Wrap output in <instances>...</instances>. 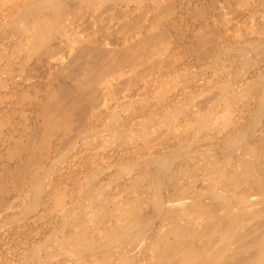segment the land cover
I'll use <instances>...</instances> for the list:
<instances>
[{
    "label": "bare ground",
    "instance_id": "obj_1",
    "mask_svg": "<svg viewBox=\"0 0 264 264\" xmlns=\"http://www.w3.org/2000/svg\"><path fill=\"white\" fill-rule=\"evenodd\" d=\"M72 1L19 0L17 4H11L9 6L11 8L6 7V12V8H3V10L5 9L3 12L0 11V28L4 27L2 29H5V34H8V37L5 36L7 39L3 37V41H0V91L5 89L6 92L4 93L16 92L20 97H25L29 94L28 92H36L34 87L41 86L42 81L34 84L28 82L26 77L20 74L18 69L22 70L23 67L15 68L13 66L14 56L12 57V55L18 51H24V46L31 50L41 46L45 52L49 53L51 48H55L66 41V36L74 34L72 32L66 34L64 31H60V35H54V33L50 35L44 32L49 23L54 26L61 22V3ZM199 1L190 0L188 2L195 5ZM201 1L207 2L208 0ZM235 2L240 6H237L234 16L230 20L239 23L254 20L255 24L253 28L238 30L230 36L220 34L217 40L206 41L202 44V51L199 57L197 56L201 60L200 64H194L197 69L202 67L201 70L204 68L207 70L210 66L215 69L216 66L220 65L228 72L229 69L232 70L233 74L229 79L222 75L223 71H220L221 74L215 75L213 83H210L215 89L214 92L217 97L215 98L219 99L220 102L212 103L203 113L186 115L187 119L196 127L193 133L195 137L196 135L199 136L197 139L193 138L194 136L172 135L166 142H161V144L159 142L158 146L149 147L148 151L145 149L144 151L138 150V145L135 144V155L139 158L135 157L140 159V162L139 160L138 162L136 160L129 161L130 159H126L127 156H121L116 163L118 166L120 165L119 172L122 174L129 172L130 168L134 169L130 171L127 180L122 181L123 183L119 185H112L113 183L110 185L106 179L94 183L91 180L88 184L89 180L93 179L91 172V175L87 177L84 174L80 175L81 177H75L73 180L74 190L78 189L70 195L72 198L69 199V203L70 200L77 201L80 197L82 198L80 204L73 201L74 204L71 206L65 205V201L62 200L64 191L59 188L56 191L52 188L54 182L52 185L49 183L50 169L53 168L51 167L54 157L52 150L34 148L32 152L37 150L39 153L31 162L32 170L30 166L28 167L29 171L22 163L19 166L16 164L14 166L10 163L11 160L3 164L0 163V197L1 201L5 199V204L0 207L1 217L11 214L17 203L22 205L25 199H29L28 201H31L33 206H39L41 214L47 215L58 210L63 211L59 225L62 226L61 229H67L65 234L59 237L56 235L51 239L52 241L48 240V234L52 232L42 233L44 241L48 242L46 244L48 252L42 257L37 252L39 251L37 248L43 242L42 239L40 244L29 246L28 248L31 247L30 255L18 257L17 264H27L33 260V257L39 264H82V262L78 263L77 261L80 260L79 257L82 259L85 254L89 255H85V257H90L87 264H264V217L256 219L254 222L249 221L254 214L264 213V0H235ZM115 3H109L110 6L107 9L112 11L123 5L122 2L118 5L119 1ZM215 3L217 13L213 17L225 18L224 6L218 1ZM125 14L126 12L119 16L125 17ZM115 23L113 25H116ZM229 23L228 27L231 26ZM204 24L209 26L211 20L206 19ZM20 25H23V29L20 27L22 30L17 32L16 28ZM113 25L112 27H114ZM147 29L145 26L143 27V31ZM117 34L119 33L117 32ZM137 36L139 33H136L134 37L122 34L120 37L112 39L115 46H120L113 50L114 55L112 56L107 54L104 56L105 53L99 54L96 50L94 54L93 44L101 43L97 38L98 36L87 39L86 45L80 51V56L83 58L90 57L86 58L89 61L96 57H102L104 61L97 62L98 64L94 62L95 65H91L97 67L99 74L92 75L89 73L90 70L86 68L90 67L89 65L84 66L83 69L77 65L81 68L79 73L84 78H76L75 82L66 88L56 86L48 88L43 94L36 96L42 113L40 118L36 120L38 128L34 134L44 133V138L47 139L58 128L68 129L71 118L74 115L79 116L83 111L79 108L81 103L85 107H89L91 111L83 124L76 130L75 139L80 140V137L82 138L88 133L92 135L91 132L94 131L91 130V127L98 122H104L105 116L110 120L108 126H104L106 127L105 130L109 134L112 133L123 139L128 131H135L143 135L151 132L150 129L160 131L165 129V134L170 132L175 126L176 116L181 114L178 113L179 110L181 112V106L186 103L185 101H189V99L186 100V96L181 106L178 103L181 109L173 105V99H171V102L162 104L164 105L162 108L132 111L126 119L127 124L119 123L120 115L125 107L123 110L118 109L116 103H118L117 101L128 102L138 99L140 95L132 89H127V92L118 94L119 96L111 103L107 102V97H104L101 103L102 109L98 113L93 111V107L97 103L96 89L99 88V90L104 91L112 79L107 77L118 78L139 64L141 45L131 46L128 44ZM154 38L155 34L152 33L150 39ZM137 42L139 43V41ZM3 61L10 62L12 66L9 68L3 66L2 68ZM43 62L38 67L43 65ZM90 62L92 63V61ZM188 64L181 68L182 73L188 71ZM45 67L46 65L37 71L38 75ZM48 68L46 67V69ZM197 71L193 72L197 73ZM114 73L116 74L113 76ZM192 76L187 78H193ZM194 76L198 75L194 73ZM137 79L135 78V80ZM182 80L189 81L185 77ZM206 80L205 77L191 80L190 87L191 85L198 87L203 85L204 88V84L208 82L209 78ZM179 81L178 83H180ZM183 85L185 86L186 83ZM211 86L208 91L212 89ZM139 88L140 84L138 83L134 90ZM177 94L181 95V93ZM12 95L9 94L8 97ZM192 96L195 98L194 95ZM41 97L43 98L41 99ZM172 98L176 99L175 96ZM3 99L6 98L3 97ZM10 100L16 102L13 99ZM204 101L207 102V100ZM217 103L223 104V108L220 110L224 112L235 106V111L240 113L228 121L224 120L220 129H212L207 122L211 115L218 112L216 111ZM12 104L10 105L13 106L16 103ZM215 105L217 106L214 107ZM14 107L16 108L15 105ZM184 109L185 106H183ZM6 111L5 113L8 112ZM2 115L3 111L0 112V118ZM100 115L104 116L103 119ZM5 119L1 120L4 122ZM129 120L132 122V127H130ZM6 126L8 125L6 124ZM1 128L3 127L1 126ZM95 133L99 134L98 131ZM94 136L93 133L92 137ZM33 137L36 138L35 135ZM18 138L20 137H16L12 132H7L4 142L1 144V146L5 145L4 151L7 150L6 148H10L8 146L12 145ZM1 146L0 148L3 150ZM4 151L3 153H5ZM3 153L2 156L5 155ZM112 156L114 157V155ZM6 157H2L3 160ZM62 164V168H68L66 163L63 166ZM102 168L105 169L104 166ZM52 172L51 175H53ZM60 177L58 176L59 179ZM58 178L55 179L56 183ZM84 178H87L86 182L82 181ZM170 179L175 182L171 188L168 187ZM85 184L87 185L85 186ZM9 185L15 187V192L13 191L14 188H10ZM57 192H61L60 198L56 197ZM54 218L57 219L58 217ZM57 230L59 229H56L55 232ZM55 232L53 231L54 234ZM105 237L111 241L110 247L104 248L103 243L108 240V238L104 240ZM56 244H61L60 246H65V248H56L58 247ZM68 252H73L72 256H67ZM81 254L84 255L80 256ZM52 257H56L57 260L54 261ZM5 259V262L8 261L7 258Z\"/></svg>",
    "mask_w": 264,
    "mask_h": 264
},
{
    "label": "rangeland",
    "instance_id": "obj_2",
    "mask_svg": "<svg viewBox=\"0 0 264 264\" xmlns=\"http://www.w3.org/2000/svg\"><path fill=\"white\" fill-rule=\"evenodd\" d=\"M109 1L110 0L108 1H105V0H100V1L99 0L97 1L96 0H73L72 1L73 3L72 2L61 3L60 5V9L62 11L61 22H59L57 25L55 24L54 26L51 25L52 23H49L48 25H46L44 32L50 35H52L53 33L54 35H60L59 34L60 31L62 32L64 31V33L66 34H69L70 32L74 34H69L68 36H66V41H63L60 45L56 46L55 48H51L49 53L45 52L41 46L38 47L39 49L37 48L34 50H31L28 47L24 46L23 47L24 51L22 52L18 51L12 55V57L14 56L13 62H12L13 66L15 68H19L21 66L23 67L22 70L18 69L20 74L25 76L28 82H32L34 84H37L38 81H42L43 83H41V86L34 87L36 92H31V93L28 92L29 94L25 97H20V95L16 94V92L4 93L6 92L4 91L5 89H2L0 91L1 93L4 94L2 96V94L0 93L1 94L0 95V105H1L0 112L3 111V115L5 114L4 116L3 115L1 116L2 118H0V124H1L0 127L2 126L4 128V129L3 128L0 129V146L4 142V138L7 132H12L13 135H15L16 137H20L12 145L8 146L10 148H6L7 149L6 151H4L5 145L1 146L3 147V150H1L0 148V152L2 151L1 152L2 154L4 151L5 153H3V155L4 154L5 155L2 156L0 154V163L3 164L8 161L10 162L11 160L10 163H12L14 166L15 164L16 166L17 165L19 166L22 163L23 166H26V170H27L29 166H30V169L33 168V166H31V162L39 153V151L37 150H34V153H33L32 151L34 148L36 149L37 147L38 148L40 147V149L46 148L47 150H52V152H54L53 153L54 157L52 158L51 167L53 168H51L50 170L51 172L53 171L52 173L54 176L51 175V172H50L49 177H48L49 183L50 185H52V183L54 182L52 188H54L56 191L58 190V188L64 191V196L62 200L65 201L64 204L67 206L68 205L71 206V204H74L73 201H75V200H72V201L70 200V203H69V199L72 198V196L70 195L74 193L75 191H77L78 189L77 188L76 190H74L75 187L73 184L74 183L73 180L75 179V177L76 178L81 177L82 174L86 175L87 177L88 175L93 174L92 176L93 179H90L88 184L90 183L91 180H93L92 182L94 183V182H97L100 180L103 181L106 179V182L108 183L110 182L109 183L110 185L112 183H113L112 185H119L123 183L122 181L127 180V177L130 176V173H131L130 171L134 169L130 168L129 172L127 173L125 172L122 174L121 172H119L120 165L118 166V164L116 163H118L117 160L120 159L121 156L122 157L127 156L128 158L126 159L127 160L130 159L129 161L136 160L138 162L139 160L140 162V159H138L139 157L135 155V151H134L136 150L135 148L136 146H134L135 144L138 145V148H137L138 150L144 151L145 149V151L146 150L148 151L149 147L158 146L159 142L160 144L161 142H166L172 137V135L173 136L175 135L176 136H189V137L194 136L193 138L197 139L199 136L196 135L195 137V134L193 133L195 132L196 127L195 125H192V122L189 119H187L186 115H190L191 113H199V114L203 113L206 111V108L212 105V103L214 104V102L215 103L220 102L219 99H216L217 97L215 96V92H214L215 89L212 88L211 86V84L213 83V79L214 77L219 76V73L221 74L222 71H223L222 75L225 77L227 76V78L229 79L231 78V74H233L232 70L229 69V72H228L227 69L221 68L220 65L216 66L215 69L214 67H211V66L207 70L204 68L205 69V70L203 69L204 71L201 70L202 67L201 68L198 67L200 71H197L198 69L195 65L200 64L201 60L198 57H199L200 52L202 51L201 50L202 44H204L206 41L217 40L220 34L230 36L231 34L235 33L238 30L253 28L255 24L254 20H249V22L243 21L240 23L230 20V18L234 16L237 6H240V5H237L235 0L234 1L233 0H208L207 2H202L200 0L198 4L196 3L197 5L196 4L192 5L191 2L189 3L188 1L190 0H116V1L112 0V2H109ZM114 1L116 3H118L119 1L118 5H120V2H122L121 4L123 5H120L122 9L120 7H116L112 11L107 9L111 3H115ZM215 1H218L219 3L222 4V6H224L223 7V11L225 13L224 15L225 18H223L224 20L220 16L213 17L217 13ZM240 1H243V0H240ZM18 2L19 0H0V11L3 12L5 10V9L3 10V8L7 7L9 9L11 8L9 7L11 6V4L15 5ZM7 8L5 12L7 11ZM106 9L108 10V12L110 11V13L111 12L113 13L110 14L106 12L107 11ZM92 10L94 11L92 12ZM230 10H232L233 12ZM227 11L228 13H226ZM125 12H126L125 17L119 16ZM206 19L211 20V24L209 26H206L204 24V21ZM225 20L230 22L229 25L231 26L228 27V22H223ZM114 22H116L115 23L116 25H113ZM106 24L107 25L110 24V25L107 26ZM112 25L115 28L112 27ZM144 26L148 28L145 31H143ZM20 27L23 29V25L22 26L20 25L16 28V31L18 30L17 32L20 31L21 29ZM2 28L4 27L0 28L1 29L0 30V38H1L0 41H3V37L4 39L6 38L5 36L8 37V34H5L4 32L5 29H2ZM117 32L121 34L119 35L117 34ZM129 33L131 36L129 35ZM136 33H139V36L129 41L128 44H130L131 46H135L138 44L139 46L141 45L140 46L141 51L139 50V58H138L139 64L134 69L127 72L125 75H121L118 78L117 77L116 78L107 77V78H110V79L112 78V79L107 84V87L104 88V91L99 90V88L96 89L97 103L95 104L96 106L93 107V111L98 113L99 110L102 109L101 103L104 97H107L108 98L107 102L111 103L120 94L127 92V89L128 90L132 89L134 92L140 95L138 99H133L128 102L127 101L126 102L117 101L118 103H116L118 104L117 105L118 109L120 108L121 110H123V108L125 107L123 110V113H121L122 116L120 115L121 120L119 119V123L127 124L128 121L126 119L129 113H131L132 111L136 112L139 109L150 110V109H156L158 107L162 108L167 102H171V99H173V105H175L176 107H180L184 103L185 96H186V100L189 99L188 102L190 103L185 101L188 104L186 103L183 104V106H185L184 110H183V106H181L182 109L180 107L181 112L179 110L178 113H181V114L176 116V119L174 122L176 127L174 126L173 129H171V131L168 132L167 134H165V129L161 130L163 132H161L158 129H154V130L150 129L151 132H148L147 134H144V135L139 134L135 131H128L127 135L124 136L125 138L123 139L122 137H116L112 133L109 134L105 130L110 120H108L106 116L104 117L103 115H100L101 119H103L104 117V122L103 121L101 123L98 122L97 124L99 125L94 124V126L91 127V130L94 131V132H91L92 135L94 133L95 135L94 137H92V135L88 133L90 136L86 134V136L82 137L83 139L81 137H80V140L75 139L76 130L81 126V124H83V122L86 120L88 116V113L91 111L89 107H85L84 104L81 103L79 108L83 111L81 112L79 116L74 115L73 118H71V120L68 123V129L58 128L54 130V132L47 139L44 138L45 136L44 133L34 134V132L36 131V128H38L36 120L37 118H40V114L42 113V110L40 109L38 105V101H36V96L43 94L45 90L48 88H53L55 86L66 88V87L71 86V84L75 82L76 78H79V79L84 78V76H81V73H79V71H81L80 69L81 68L83 69L84 66H88V65L90 66L86 68L90 70L89 73H91L92 75L99 74V70L96 69L97 67L91 66V65H95V63L98 64L104 61L102 57L101 58L96 57L95 59H90V61H92L91 63L88 59H86L90 57L83 58L82 56H80V51L83 48V46L86 45L87 39H90V37L94 38L95 36H98L97 38H99L101 43L93 44L94 47H92V49L94 50L93 51L94 54L96 50V52L99 54L105 53L104 56H106V54L112 56L114 55L113 50H116L120 47V46H115L114 41L112 39L118 36L120 37L122 34H125L126 36H129V37H132V36L134 37ZM150 33L155 34L154 39H150V35H151ZM101 36H102V39H101ZM180 38L182 39V41ZM137 41H139V43ZM98 59L99 61H97ZM42 60L45 62V64ZM25 62H27L28 64L27 63L25 64ZM42 62H43V65H40L39 67L41 68L39 69L38 65L41 64ZM12 64L10 62L3 61L2 68L3 66L4 68H9L10 66H12ZM186 64H188L189 66L188 71L187 72L184 71V73H182L180 70H182L181 68L185 67ZM44 65H46V67H49V68L46 69L45 67L43 69L44 71L42 70L43 72L41 71L38 75L37 71L41 70L44 67ZM77 65L78 66L80 65L81 68H79L80 66L77 67ZM94 69H95V72L93 73ZM175 69H178V70L175 71ZM193 71H197V73ZM194 73L198 76H194ZM115 74L116 73H114L113 76ZM36 75L38 76L36 77ZM188 76L193 77V78L189 77L191 80H196L197 78H200V77H205L207 80L209 78L207 83L209 84L211 83V84L207 85V83H205L204 88H203V85L199 87L196 85L195 86L191 85L190 87L191 80L187 78ZM184 77L189 81L185 82L184 80H182ZM135 78H138V79L135 80ZM174 79L176 80V83ZM178 81L180 83H178ZM138 83L140 84V88L135 91L134 89ZM174 83L176 84V86ZM183 83L184 84L186 83V85L184 86ZM182 85L184 86L183 87L184 89L182 88ZM210 86L212 89L208 91ZM200 92L201 94L199 95ZM177 93H181V95ZM9 94L11 95L13 94V95L11 97H8ZM191 94L194 95L195 98H193ZM173 96H175L176 99L172 98ZM209 96L211 97L208 98ZM3 97H5L6 99H3ZM42 98L43 97H41V99ZM10 99H13L16 102H13ZM204 100H207V102ZM12 103L13 104L16 103L14 104L16 108L14 107ZM178 103L180 106L178 105ZM10 104H12L13 106H11ZM217 105L218 107H216ZM217 105H215L214 107L217 108L216 111L218 112L213 114L215 116L211 115L210 116L211 118L209 117L208 122H207L208 126L212 127V129H218V128L220 129L221 126L223 125L224 120L228 121L231 118H233V116L236 117V115L240 113L239 111L237 112L235 111L234 109L236 108L235 106L234 108H230L231 110L229 109L228 111L224 112L223 110H220L223 108V104L221 105V103H217ZM5 111L7 113H5ZM5 116L6 117L8 116V117L6 118ZM1 119L2 120L5 119L6 121L4 120L3 122ZM129 121H130L129 124L131 125L132 122L131 120ZM210 121H211V124H209ZM5 123L8 126H6ZM130 127H132V125ZM178 127L180 128L178 129ZM100 128H101V131H99ZM96 130L99 132V134L95 133L97 132ZM187 132H189V134H187ZM31 134L35 135L36 138H34L33 135L31 136ZM133 147L134 149H132ZM65 148L66 149L69 148V149L66 151ZM7 155L8 157H6ZM112 155H114V157ZM1 156L4 158L6 157L5 159L6 161L3 160L4 158H2ZM135 156L138 158H136ZM65 163L67 164L68 168L64 169L61 167V164L63 166V165H66ZM24 164H27V165H24ZM103 166L105 169L102 168ZM30 169H28V171ZM61 170H63L62 174H60ZM99 170L100 172H98ZM94 172H97V173H94ZM58 176L59 177L61 176L60 179L58 178ZM54 177L59 179L57 180L58 181L57 183L55 180L56 178ZM82 181L86 182L87 178H84V180ZM15 182H17V180H15ZM174 183H175L174 180L170 179V184L168 187L171 188V186ZM86 185L87 184H85V186ZM9 187L14 188L13 191L15 192L16 189L13 185H9ZM9 190L10 189L8 188V191ZM13 191L11 189V192ZM60 194L61 192H57L56 197L58 196V198H60L59 196ZM81 198L82 197H80L77 201H75V203L80 204ZM4 200L5 199L1 201V197H0V207H2L5 204ZM28 200L29 199H25V201L22 203L23 206L17 203L14 209L12 210V213L9 214L8 216L6 217L0 216V237H1L0 238V264H15V262L17 264L18 257L24 256V255L25 256L30 255L31 247L28 248L29 246L40 244L39 243L41 242L40 240L43 239L42 241L44 243L41 242L40 244L41 246L39 245L40 247L38 246L39 248H37V250L39 249V251H37L38 254L42 257L45 253L48 252L47 245H46L48 242L44 241V237L42 236L43 235L42 233L45 234V233L52 232L48 234V240L50 241L53 237H56V235L57 237L62 236L63 234L66 233L65 230L67 231V229L65 228L64 230L63 228L61 229L60 227L62 226L59 225V219L63 215V211L61 210L55 211L56 214L55 212L52 213L54 215L41 214L39 206L38 205L33 206V203ZM29 209L30 211H28ZM54 217L56 218L58 217V218L55 219ZM261 217H264V213H257V214H254L253 217L249 219V221L254 222L256 219H259ZM56 229H59V230L55 232ZM53 231L55 232V234L53 233ZM107 238L108 237H105L104 240H107ZM110 242L111 241L109 240V238L107 241H104L103 243L104 248L110 247L111 245ZM60 245L61 244H58L57 245L58 247L56 248H60V249L65 248V246H60ZM72 254L73 252H70V253L68 252L67 256H72ZM84 254H81L80 256H83ZM85 255L89 256L88 254H85ZM85 255L82 258L83 260L81 259V257H79L81 261L78 259L79 261L77 262L78 263L82 262V264H87L89 262L88 260H90L89 259L90 257H85ZM10 257L13 258L14 261ZM5 258L8 259V261H6L8 263L5 262L6 260ZM52 259L54 261L57 260L56 257L55 258L52 257ZM31 261L28 262L27 264H36V263L39 264V262H37L34 259V257H33V260Z\"/></svg>",
    "mask_w": 264,
    "mask_h": 264
}]
</instances>
